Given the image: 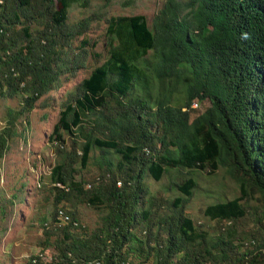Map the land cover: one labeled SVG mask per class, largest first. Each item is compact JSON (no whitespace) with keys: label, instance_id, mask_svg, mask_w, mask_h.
Wrapping results in <instances>:
<instances>
[{"label":"trees","instance_id":"trees-1","mask_svg":"<svg viewBox=\"0 0 264 264\" xmlns=\"http://www.w3.org/2000/svg\"><path fill=\"white\" fill-rule=\"evenodd\" d=\"M74 2L87 0H0V97L18 98L0 128V159L19 118L28 123L37 100L60 86L63 67L84 66L68 55L90 21L67 22ZM105 43L106 59L66 93L49 135L58 159L39 184L55 208L42 248L55 264H264V211L243 236L210 235L182 198L169 206L145 183L178 172L173 186L187 198L196 170L226 167L241 196L204 215L243 217L248 189L264 200V0H164L150 24L143 14L110 16ZM195 102L208 104L191 117ZM90 161L92 179L80 174ZM73 201L101 213L95 231L58 206ZM33 257L23 264H50Z\"/></svg>","mask_w":264,"mask_h":264},{"label":"rangeland","instance_id":"rangeland-1","mask_svg":"<svg viewBox=\"0 0 264 264\" xmlns=\"http://www.w3.org/2000/svg\"><path fill=\"white\" fill-rule=\"evenodd\" d=\"M163 1L87 0L86 5L74 2L69 7L67 22L70 25H76L83 19L90 20L85 31L72 39L68 52L69 56L75 55L81 59L84 66L73 72L68 71L69 64L63 67L60 86L37 100L35 107L26 113L28 123L25 122V117L19 118L16 135L10 140L8 149L0 159V264H23L34 254H47L52 257V249L42 248L41 243L45 237L43 220L50 221L45 223L46 226L53 225L54 198L48 187L39 182L43 178L48 183L50 168L58 159L57 148L50 141L49 135L58 120L61 104L66 93L74 91L80 81L106 59L107 19L112 15L143 14L150 24ZM207 104L195 102L196 111L191 117L202 111ZM17 105V97H0V128L5 123L7 107ZM64 138L67 140L66 144L70 145L71 138L67 135ZM93 165L96 164L90 161L80 174L92 179L96 174ZM195 173V187L190 197L184 198L173 186V181H178L181 177H176L178 172L174 171L165 174L160 180L146 177L145 183L149 187L147 196L154 194L166 197V204L169 206L175 197L182 198L185 213L200 230H206L210 235L220 232L225 234L229 229L238 237L243 236L244 231L257 229L264 211V200L257 191L248 189L247 195L242 196L241 202L246 206L243 217L232 222L210 219L204 215L205 207L217 201L241 196L239 182L226 167H219L213 172L206 169L196 170ZM13 194H17V197H12ZM9 197L10 201L4 208L2 204ZM58 206L74 212L87 231H95L101 225V213L83 202L73 201L72 206L61 202ZM56 218L62 224L68 219L63 212H59Z\"/></svg>","mask_w":264,"mask_h":264},{"label":"built area","instance_id":"built-area-1","mask_svg":"<svg viewBox=\"0 0 264 264\" xmlns=\"http://www.w3.org/2000/svg\"><path fill=\"white\" fill-rule=\"evenodd\" d=\"M39 257H41L42 260L50 263V264H55L52 260V257L48 256L47 254H39ZM36 262V259H35Z\"/></svg>","mask_w":264,"mask_h":264}]
</instances>
